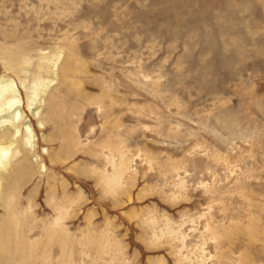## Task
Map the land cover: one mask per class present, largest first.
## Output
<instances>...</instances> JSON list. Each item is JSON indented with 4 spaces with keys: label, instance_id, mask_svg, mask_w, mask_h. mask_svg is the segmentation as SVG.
<instances>
[{
    "label": "rangeland",
    "instance_id": "rangeland-1",
    "mask_svg": "<svg viewBox=\"0 0 264 264\" xmlns=\"http://www.w3.org/2000/svg\"><path fill=\"white\" fill-rule=\"evenodd\" d=\"M3 79L0 264H264V0H0Z\"/></svg>",
    "mask_w": 264,
    "mask_h": 264
},
{
    "label": "bare ground",
    "instance_id": "bare-ground-1",
    "mask_svg": "<svg viewBox=\"0 0 264 264\" xmlns=\"http://www.w3.org/2000/svg\"><path fill=\"white\" fill-rule=\"evenodd\" d=\"M9 81L7 79L0 80V129L4 126H9L8 129L0 132V179L3 178V175L8 171L9 159L7 157V154L11 148L10 146L14 142H16L20 124L23 127L24 132L26 133V139L24 140L28 141L31 137V128L29 123H27L26 121H21L17 124V121L22 115L21 109L19 107L20 101L15 98L13 90L14 84L12 85L11 81ZM39 82L41 83V79ZM34 94L36 95V91H34ZM30 100L33 101V99ZM32 113L34 115L36 114V112Z\"/></svg>",
    "mask_w": 264,
    "mask_h": 264
}]
</instances>
